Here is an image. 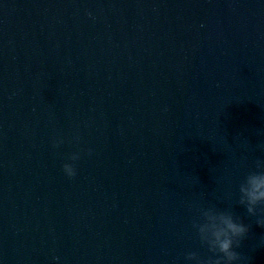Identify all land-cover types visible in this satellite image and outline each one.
<instances>
[{
    "label": "water",
    "instance_id": "obj_1",
    "mask_svg": "<svg viewBox=\"0 0 264 264\" xmlns=\"http://www.w3.org/2000/svg\"><path fill=\"white\" fill-rule=\"evenodd\" d=\"M264 0H246L207 44L52 264L207 260L192 225L201 209L249 228L240 264H264V227L239 186L264 160ZM195 264V262H187Z\"/></svg>",
    "mask_w": 264,
    "mask_h": 264
},
{
    "label": "clouds",
    "instance_id": "obj_2",
    "mask_svg": "<svg viewBox=\"0 0 264 264\" xmlns=\"http://www.w3.org/2000/svg\"><path fill=\"white\" fill-rule=\"evenodd\" d=\"M261 149L264 150V145H261ZM79 158V154L70 156L73 162ZM63 171L69 178L76 175L74 164H64ZM239 193V204L246 209L249 216H257L258 208L261 210L260 215L264 216V160L255 161V170L245 176L239 186ZM257 224L264 227V219L257 220ZM192 227L201 245L206 246L212 255L204 260L196 253H188L185 255L186 264L193 261L195 264H240L245 259L235 249L241 247L249 228L231 211H220L211 207L201 209L200 218L193 222Z\"/></svg>",
    "mask_w": 264,
    "mask_h": 264
}]
</instances>
